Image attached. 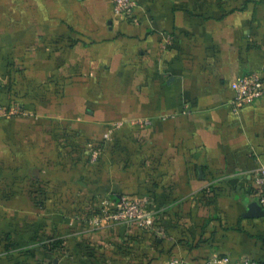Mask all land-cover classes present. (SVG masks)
<instances>
[{"label": "crops", "instance_id": "1", "mask_svg": "<svg viewBox=\"0 0 264 264\" xmlns=\"http://www.w3.org/2000/svg\"><path fill=\"white\" fill-rule=\"evenodd\" d=\"M0 0V264H264V0ZM146 200L161 233L105 218Z\"/></svg>", "mask_w": 264, "mask_h": 264}, {"label": "built area", "instance_id": "2", "mask_svg": "<svg viewBox=\"0 0 264 264\" xmlns=\"http://www.w3.org/2000/svg\"><path fill=\"white\" fill-rule=\"evenodd\" d=\"M115 13L124 19L134 20L137 4L134 0H113ZM235 98L234 109L237 111L242 106L249 104L264 94V81L258 72H252L241 76L233 83ZM24 110L19 105H1L0 117L10 118L22 114ZM256 181L262 187L261 205L264 207V166L256 170ZM117 223L125 225H137L144 229L161 233L162 227L158 221L156 211L148 207L146 200L133 199L129 196H122L117 202L116 210L105 216ZM38 264H55L51 262H40ZM169 264H185L181 258H172ZM207 264H260L259 261L243 256L233 259L230 255L213 257Z\"/></svg>", "mask_w": 264, "mask_h": 264}, {"label": "water", "instance_id": "3", "mask_svg": "<svg viewBox=\"0 0 264 264\" xmlns=\"http://www.w3.org/2000/svg\"><path fill=\"white\" fill-rule=\"evenodd\" d=\"M246 216H264V207L259 204L257 201L252 202L247 212L245 213Z\"/></svg>", "mask_w": 264, "mask_h": 264}]
</instances>
